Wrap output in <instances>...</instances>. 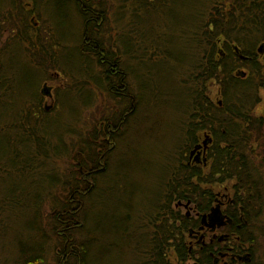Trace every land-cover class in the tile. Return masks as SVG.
<instances>
[{
	"label": "trees",
	"instance_id": "trees-1",
	"mask_svg": "<svg viewBox=\"0 0 264 264\" xmlns=\"http://www.w3.org/2000/svg\"><path fill=\"white\" fill-rule=\"evenodd\" d=\"M42 1L0 0V38L10 29L13 33L18 12L22 15L16 22H22L24 29L0 45V105L10 103L13 107L10 118L0 122V137L8 132V144L13 147L10 164L7 158H0V176L37 172L48 185L28 199L38 221V233L24 248L21 264L185 263L191 256L186 231L193 223L175 203L193 198L207 211L214 198L211 186L218 182L217 174L221 182L233 175L245 181L248 174L259 173L256 168H262L251 163L261 161L252 155L258 151L260 140L251 137H260L263 127L251 117L248 94L250 87L256 94L264 87V64L257 59L258 45L264 41V0H179L185 7L182 16L175 9L169 10L175 0H61L62 8L72 9L77 32L69 42L74 48L58 36L42 6L48 4ZM36 15L42 18L40 26L32 22ZM11 40L23 45L32 64L44 72L36 89L20 103L11 96V77L3 65ZM234 45L244 56L252 57L255 69L250 70L258 73L261 83L254 82L252 73L244 79L235 75L246 63L241 62ZM29 47L38 49L37 53H27ZM170 61L177 66L169 68L172 76L165 79L161 73ZM52 72L66 79L58 87L56 105L49 110L43 105L45 95L40 86ZM213 80L220 87L222 99L218 101L210 92ZM175 88L183 95L182 108L176 113L180 131L172 148L159 153L162 159L156 174L161 176L156 177L155 193L138 201L136 196L126 199L125 189L116 192L106 188L104 182L132 122L146 106L149 117L156 112L163 115L160 107L155 108L162 105L158 99L173 94ZM100 93L114 103L104 113L97 133L85 138L73 123ZM66 97L71 103L83 101L81 108L77 105L63 110ZM62 111L71 120L52 136L51 118ZM204 133L215 140L208 152V165L204 169L189 166L184 154ZM68 134L77 136L78 155L63 180L62 174L48 164L69 152ZM175 153L180 156L170 157ZM197 183H203L204 189ZM119 192L125 202L113 198ZM103 197L104 209L110 204L114 209L106 213V220L96 214L91 223L90 212L100 207ZM24 200L17 189L1 198V230L3 211ZM47 202L50 214L43 228L41 210ZM138 205L140 211L135 210ZM50 256L54 257L52 263L48 262Z\"/></svg>",
	"mask_w": 264,
	"mask_h": 264
},
{
	"label": "rangeland",
	"instance_id": "rangeland-1",
	"mask_svg": "<svg viewBox=\"0 0 264 264\" xmlns=\"http://www.w3.org/2000/svg\"><path fill=\"white\" fill-rule=\"evenodd\" d=\"M60 1L61 0H44L42 1V3H47L48 5L46 6L45 4L42 6H44L43 8H45V14H47L52 26L57 30L58 36L62 37L64 42L74 48L75 45L72 43V41L69 42V38L77 32L76 30H74L75 23L73 22V18L70 15V13H72V9H68L65 7L62 8V6H60ZM53 5L58 9V11L55 10ZM170 6L171 8L169 10L175 9L176 13L180 16H182V13L185 12V7H181L179 0H175L170 4ZM5 11L7 12V10ZM21 15L22 12H18V14L15 15L14 24L12 26L13 33L10 29L9 31L2 34L0 38L1 46L5 44L6 40H8L9 37L16 38L20 35V32L24 30L22 22H16V20L20 21ZM33 18H35V21L37 22L34 26H40L41 24L38 23H42V18L37 17V15L35 17L33 16ZM10 43L11 47L3 57V65L5 71L11 77V96H15V98L17 99V103H20L24 100V98L29 96L34 89H36L38 81L39 79H41L42 75H44V72L42 69L37 68L32 64L29 56L25 54L23 45L13 40H11ZM181 50L183 51V49ZM37 51L38 49H34L32 47L26 49L27 53L32 54L37 53ZM177 54L181 55V53ZM262 63L264 64V57L262 59ZM173 66H177L173 61H170V64L163 66L164 68L161 73L163 78L167 79V77L170 78L172 76L169 68H172ZM238 69H241L238 70L240 75L242 74V72H244L245 69L248 74H251L253 72H251V70H249L246 65H242ZM176 75L177 74H174V76ZM251 76L252 78H254L255 83L262 82V80L259 79L260 76L258 74L252 73ZM48 78L49 79L46 81L47 84L45 85L50 87L52 96L47 97L45 95V93L43 92V89L45 87L43 86L44 83H42L40 89L41 92H43V94L45 95L43 99V105L54 107V105H56L54 97L57 94L58 87L62 82L65 81L66 78H64L63 74L59 76L58 74H55V72H52V74L50 73V77ZM210 83L211 96L216 101H218L221 98V92L220 87L218 86V82L217 80H213ZM165 89H170V87L165 85ZM175 89L176 90H173V94L166 95L158 99V103L162 105L155 106V108L158 109V107H160L159 109L164 112L162 113L163 115H159L156 112V114H153L152 117H149L151 112L149 111V107L146 106L137 116V120L132 122V129L123 138L122 146L120 147L113 162V169L109 171V177L107 181L104 182V186H106V188H114L116 192L121 191L120 188L122 190L125 189L123 191V195L126 199H129V196H136V199L138 201H140L141 198L147 196L149 193H155L157 189L156 177L161 176L160 172L159 174H156L159 167L161 166L162 158H160L161 155H159V153H165L167 149L170 150L172 148L170 145L176 143V141L174 140L175 135L180 131V129L178 128L179 119L176 113H179V108H182L183 95L181 89ZM260 92L262 103L259 104L258 107H256L255 114L257 115H261L264 111V89ZM90 101L88 103H90ZM64 102L65 103L63 106V110L70 111L71 108H74L77 105L81 108L83 101L78 102V100H75L73 103H71L66 97ZM113 103L114 102L104 98V95L100 93L98 95V98H95V101L91 106L84 108L81 113L80 119L77 120V122L73 123L75 129L77 131H81L83 137L91 138L94 134L97 133V128L100 129V122L103 120L104 113L107 112L108 107ZM14 106L18 107V104H14ZM49 107L48 109L51 110ZM12 113L13 107L10 105V103L0 105V122H6L10 118ZM149 119H153V121H147ZM67 120H71L70 116H66L63 111L60 115L51 118V125L49 130L52 133V136L56 135L59 130L63 129ZM35 131L37 132V129ZM8 141H10V135L8 134V132H2L0 137V158H7V160L9 161L8 163L10 164L12 160L11 152H13V147L8 144ZM67 141L68 143L66 145L69 152L65 154L63 158L55 159L53 161H50L48 164V167L50 169H56L62 174L61 176L63 180L66 179L70 174L71 164L74 162V160L76 161L75 157H77L78 155L76 151L77 145L75 144L77 143L76 134H68ZM22 148L24 152L27 153V146L25 144H23ZM257 149V152L263 155L264 145L262 142L261 144H259ZM175 154L177 155V157L179 156L178 153ZM117 163L119 166L116 168ZM39 174L40 173L37 172H35L34 174L21 172L17 174L15 172L9 175L0 176V203L1 198L6 196L7 192L11 189H17V191L22 194L25 199L18 205L14 204L12 207L3 211L5 222L3 223V230L0 229V231H2L0 232V264H21L20 257L21 254L24 253V248L29 246L30 242L33 240V235H36L38 233V221L35 220V211L32 210L31 202H29L28 199L30 195L36 194L35 192L39 189L48 186L46 184V179H44L42 175ZM224 190V188H221V191L224 192ZM131 191L135 194H132ZM121 197V192L113 196L116 201L120 200L122 202H125L121 199ZM100 200H103V203H101L100 207L97 209L98 212L97 210H93L90 212L93 215V218H90L91 223H93V219L96 214L99 217L104 216V220H106V216L108 218V215L106 213L111 214L114 209V204H110L106 209H104V197ZM49 205L50 202H47L45 205H43L44 208H42L41 210V221L43 222V228H46L45 224L47 222V215L50 214ZM141 208L142 207L138 205L136 206L135 210L140 211ZM124 210L125 209H122V212H124ZM259 243V255H261V257H264V239H260ZM53 261L54 257L50 256L48 262L52 263ZM102 264H104V261ZM116 264L119 263L116 262ZM120 264H122V262Z\"/></svg>",
	"mask_w": 264,
	"mask_h": 264
},
{
	"label": "flooded vegetation",
	"instance_id": "flooded-vegetation-1",
	"mask_svg": "<svg viewBox=\"0 0 264 264\" xmlns=\"http://www.w3.org/2000/svg\"><path fill=\"white\" fill-rule=\"evenodd\" d=\"M34 20L35 18H33ZM261 45L264 43H260L257 49L259 61H262L264 57V52L263 54L259 53ZM239 58L241 62L246 63L249 70L250 68L255 69L252 57L246 56L244 59L239 56ZM238 70L241 69H237L235 72L237 76L243 77L247 74L245 76L247 77L250 74L245 69L246 73L242 72L240 75ZM45 84L47 82L43 85L45 95L52 96L50 87ZM251 84L253 83L251 82ZM263 89L259 88L260 91ZM249 91L250 104L248 106L251 107V117L253 121H257V123L259 121L263 127L262 135L260 137L252 136L251 140L259 138L260 143L262 142L264 145V111L261 115L255 114L256 107L262 103L261 92L258 91L256 94L253 87H250ZM219 104L222 105V102L220 101ZM45 107L48 109L49 106ZM204 135L199 137V142L189 153L184 154V157L188 158L187 161H184L187 165L201 169L208 165V152L215 140L207 133ZM198 146L201 148L193 153ZM252 155L259 156L261 160L251 162L255 164L254 166H262L261 169L256 168L259 173L251 172L245 181L239 179L238 175H233L230 179L222 182L221 175L217 174L218 182L211 186L214 198L207 211L203 209L204 204L201 205L193 198L176 202L175 206L181 210L184 218L193 223L186 231L191 256L183 264H264V257H261L258 251L259 240L264 239V152L263 155L258 152ZM175 156L177 155L173 154L170 157L174 159ZM170 157L168 158L170 159ZM196 177L200 182V176ZM197 186L204 189L203 183H197ZM221 188L225 189L224 192L221 191Z\"/></svg>",
	"mask_w": 264,
	"mask_h": 264
},
{
	"label": "water",
	"instance_id": "water-1",
	"mask_svg": "<svg viewBox=\"0 0 264 264\" xmlns=\"http://www.w3.org/2000/svg\"><path fill=\"white\" fill-rule=\"evenodd\" d=\"M234 50L236 51V53L240 56V57H242V58H246V56H244L242 53H241V49H240V47L238 46V45H234ZM263 52H264V45H261L260 46V48H259V53L260 54H263ZM204 144H206V143H204ZM199 148H201V146H198V147H196V149L193 151V153L194 152H196Z\"/></svg>",
	"mask_w": 264,
	"mask_h": 264
}]
</instances>
